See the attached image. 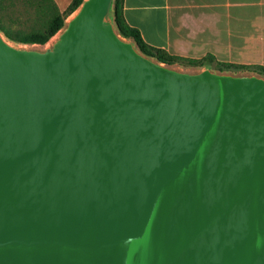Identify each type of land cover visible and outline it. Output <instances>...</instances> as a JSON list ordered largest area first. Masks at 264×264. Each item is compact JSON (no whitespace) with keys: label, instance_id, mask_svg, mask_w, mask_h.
Here are the masks:
<instances>
[{"label":"water","instance_id":"1","mask_svg":"<svg viewBox=\"0 0 264 264\" xmlns=\"http://www.w3.org/2000/svg\"><path fill=\"white\" fill-rule=\"evenodd\" d=\"M112 3L0 31V264H264V74L159 61Z\"/></svg>","mask_w":264,"mask_h":264},{"label":"crops","instance_id":"2","mask_svg":"<svg viewBox=\"0 0 264 264\" xmlns=\"http://www.w3.org/2000/svg\"><path fill=\"white\" fill-rule=\"evenodd\" d=\"M53 1L64 12L73 0ZM124 16L173 55L264 66V0H124Z\"/></svg>","mask_w":264,"mask_h":264},{"label":"trees","instance_id":"3","mask_svg":"<svg viewBox=\"0 0 264 264\" xmlns=\"http://www.w3.org/2000/svg\"><path fill=\"white\" fill-rule=\"evenodd\" d=\"M83 0H73L67 10L61 12L53 0H40V10L47 17L46 23L37 31H30L23 35L22 39L14 36L5 26L0 17V31L10 40L22 44L45 43L53 34H55L63 25L65 18L76 10ZM112 20L117 30L125 37L131 39L143 53L166 63H181L188 66H213L219 70H254L264 74V66H243L238 64L219 62L213 55H207L200 59L185 58L169 53L163 48H157L149 45L143 39L139 29L131 26L124 16V0H113L112 3ZM4 29L9 33L5 34Z\"/></svg>","mask_w":264,"mask_h":264},{"label":"rangeland","instance_id":"4","mask_svg":"<svg viewBox=\"0 0 264 264\" xmlns=\"http://www.w3.org/2000/svg\"><path fill=\"white\" fill-rule=\"evenodd\" d=\"M39 2L40 0H0V17L14 36L37 31L46 23L47 17L41 12ZM4 31L9 36L5 29ZM22 38L23 35H19V39Z\"/></svg>","mask_w":264,"mask_h":264}]
</instances>
